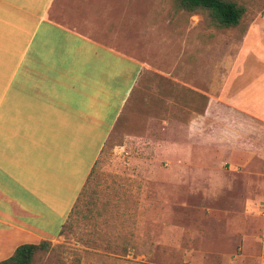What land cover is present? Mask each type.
Masks as SVG:
<instances>
[{
    "label": "rangeland",
    "instance_id": "obj_1",
    "mask_svg": "<svg viewBox=\"0 0 264 264\" xmlns=\"http://www.w3.org/2000/svg\"><path fill=\"white\" fill-rule=\"evenodd\" d=\"M226 1L245 9L237 27L177 0L64 2L67 23L143 68L61 235L33 264H262L264 125L229 106L240 94L228 84L264 86V0Z\"/></svg>",
    "mask_w": 264,
    "mask_h": 264
},
{
    "label": "crops",
    "instance_id": "obj_2",
    "mask_svg": "<svg viewBox=\"0 0 264 264\" xmlns=\"http://www.w3.org/2000/svg\"><path fill=\"white\" fill-rule=\"evenodd\" d=\"M66 1L0 0V261L61 235L143 68L67 23ZM228 86L264 125V86Z\"/></svg>",
    "mask_w": 264,
    "mask_h": 264
},
{
    "label": "trees",
    "instance_id": "obj_3",
    "mask_svg": "<svg viewBox=\"0 0 264 264\" xmlns=\"http://www.w3.org/2000/svg\"><path fill=\"white\" fill-rule=\"evenodd\" d=\"M180 7L194 11L203 8L209 11L214 26L217 28H234L239 25L245 13L244 7L236 2L226 0H177ZM49 248L46 241L40 244L20 245L15 253L0 261V264H33L38 251H45Z\"/></svg>",
    "mask_w": 264,
    "mask_h": 264
},
{
    "label": "built area",
    "instance_id": "obj_4",
    "mask_svg": "<svg viewBox=\"0 0 264 264\" xmlns=\"http://www.w3.org/2000/svg\"><path fill=\"white\" fill-rule=\"evenodd\" d=\"M262 264H264V236H263V241H262Z\"/></svg>",
    "mask_w": 264,
    "mask_h": 264
}]
</instances>
